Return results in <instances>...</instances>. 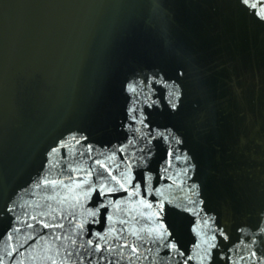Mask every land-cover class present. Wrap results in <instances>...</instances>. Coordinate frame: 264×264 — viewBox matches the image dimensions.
Returning <instances> with one entry per match:
<instances>
[{
	"label": "water",
	"instance_id": "obj_1",
	"mask_svg": "<svg viewBox=\"0 0 264 264\" xmlns=\"http://www.w3.org/2000/svg\"><path fill=\"white\" fill-rule=\"evenodd\" d=\"M0 264H264V0H0Z\"/></svg>",
	"mask_w": 264,
	"mask_h": 264
}]
</instances>
